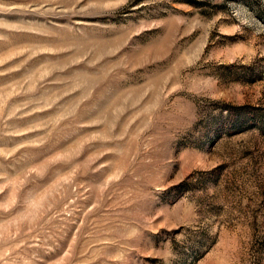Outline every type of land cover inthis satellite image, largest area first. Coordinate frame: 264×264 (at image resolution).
Returning <instances> with one entry per match:
<instances>
[{
    "label": "rangeland",
    "instance_id": "374dc122",
    "mask_svg": "<svg viewBox=\"0 0 264 264\" xmlns=\"http://www.w3.org/2000/svg\"><path fill=\"white\" fill-rule=\"evenodd\" d=\"M0 264H264V0H0Z\"/></svg>",
    "mask_w": 264,
    "mask_h": 264
}]
</instances>
